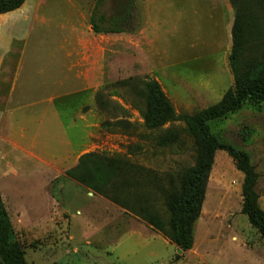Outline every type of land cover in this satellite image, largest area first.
<instances>
[{"label":"rangeland","instance_id":"374dc122","mask_svg":"<svg viewBox=\"0 0 264 264\" xmlns=\"http://www.w3.org/2000/svg\"><path fill=\"white\" fill-rule=\"evenodd\" d=\"M96 1L27 0L0 15V193L26 264H264V239L243 214L244 175L223 151L191 249L175 244L167 199L196 167L197 146L183 122L152 130L145 121L150 82L177 115L190 116L235 87L237 15L247 39L242 64L264 69V0H229L227 34L204 14L199 35L161 23L157 39L133 34L138 24L94 34ZM118 1L106 0L103 12L114 14ZM167 1L179 12L181 0ZM209 126L249 155L264 211V103L249 101ZM89 154L92 173L116 169L110 196L67 175Z\"/></svg>","mask_w":264,"mask_h":264},{"label":"trees","instance_id":"16d2710c","mask_svg":"<svg viewBox=\"0 0 264 264\" xmlns=\"http://www.w3.org/2000/svg\"><path fill=\"white\" fill-rule=\"evenodd\" d=\"M27 0H0V15L19 10ZM106 0H97L91 16V29L94 34H123L130 29L129 17L134 0H124L118 10L107 16L104 12ZM233 50L230 65L235 79V87L229 90L216 105L193 116L177 115L169 99L157 82L147 86L146 126L156 130L173 122H183L197 146L198 160L194 169L182 179L180 187L168 196V208L172 213V231L175 244L182 250H189L193 245V228L200 219L216 153L226 152L244 175L242 186L243 214L253 228L264 239V211L259 206V197L255 192L259 176L247 153L221 142L210 129L211 122L225 119L242 109L249 101L264 103V69L259 65L244 68L243 54L247 46L245 23L237 15L232 30ZM94 157L89 154L81 158L77 168L67 175L83 184L95 193L110 196L106 191L107 182L116 174L115 168L104 173L97 167L92 173L85 165L86 160ZM127 166H125L126 168ZM124 168V169H125ZM119 168V171H122ZM96 179V180H94ZM13 227L0 193V264H26L25 248L13 241Z\"/></svg>","mask_w":264,"mask_h":264},{"label":"crops","instance_id":"0c3cea01","mask_svg":"<svg viewBox=\"0 0 264 264\" xmlns=\"http://www.w3.org/2000/svg\"><path fill=\"white\" fill-rule=\"evenodd\" d=\"M123 1L116 3L115 12ZM172 7V3L167 0H134L129 22L132 25L143 26V28L139 32L133 31V34L137 33V35H146L149 39H157L158 36L155 33L157 29L154 25L163 23L172 26L186 24L188 34L191 35L194 32L199 35V16H204V14L213 22L214 26L221 27L225 34L233 24L234 12L229 0H181V9L174 13ZM112 15L107 14L109 17ZM189 22L196 23V27L190 26ZM172 30L177 31V27H170L169 32ZM195 40L199 46V37Z\"/></svg>","mask_w":264,"mask_h":264}]
</instances>
